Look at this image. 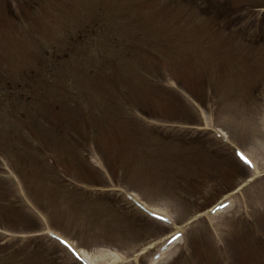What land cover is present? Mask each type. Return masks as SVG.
<instances>
[{
	"label": "rangeland",
	"instance_id": "374dc122",
	"mask_svg": "<svg viewBox=\"0 0 264 264\" xmlns=\"http://www.w3.org/2000/svg\"><path fill=\"white\" fill-rule=\"evenodd\" d=\"M40 233L264 264V0H0V264H83Z\"/></svg>",
	"mask_w": 264,
	"mask_h": 264
},
{
	"label": "snow or ice",
	"instance_id": "6c2138e0",
	"mask_svg": "<svg viewBox=\"0 0 264 264\" xmlns=\"http://www.w3.org/2000/svg\"><path fill=\"white\" fill-rule=\"evenodd\" d=\"M237 155H238V157H239V159L242 161V162H244V163H247V164H250V162L249 161H247L246 160V158L242 155V154H240V153H237ZM159 219H163V217H160ZM173 239H175V237H173Z\"/></svg>",
	"mask_w": 264,
	"mask_h": 264
}]
</instances>
